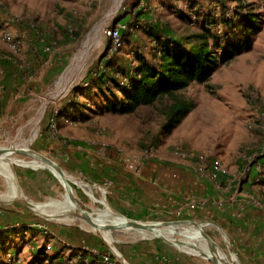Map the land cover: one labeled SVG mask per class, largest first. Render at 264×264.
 Returning a JSON list of instances; mask_svg holds the SVG:
<instances>
[{
    "label": "rangeland",
    "instance_id": "1",
    "mask_svg": "<svg viewBox=\"0 0 264 264\" xmlns=\"http://www.w3.org/2000/svg\"><path fill=\"white\" fill-rule=\"evenodd\" d=\"M163 1L164 6L153 5L157 0H0V93L10 92V98L20 91L22 94L21 102L18 105L10 103V107L8 104L1 117L6 115L0 123V147L40 149L38 152L62 168L75 200L90 216L99 215L104 219L102 213L107 210L106 203L125 218L165 231L170 240L196 244L185 234V229L192 226L172 225L178 220L191 221L202 226L233 264H242L236 254L225 250L231 242L229 237L221 235V226L194 216L208 204L210 199L206 195L195 199L206 197L203 208L198 206V209H191L186 199L185 203L175 205L167 212L158 210L159 205L144 211L140 207L114 205L105 185L110 178V166L104 162L107 157L101 160L95 153L97 146L104 144L108 153L121 149L125 156L126 153L130 156L126 158L133 161L141 156V152L138 155L129 147L141 135L143 149L149 143L160 150L164 140L168 139L173 143L172 154L176 147L192 153L194 173L205 179L204 172L199 169L207 165L198 163L201 158L203 163H209L220 157L230 168L238 164L236 157L243 152L258 157L255 168L262 167L263 174L256 175L254 170L255 178H258L257 182L253 178L256 188L239 197L264 195V0ZM146 5L151 9H146ZM236 8L243 14L252 11L262 16L261 30L241 54L219 62L208 82L194 83L181 92L194 108L179 127L166 131L164 136L161 134L164 120L160 104L139 108L134 113L101 110L105 102L99 98V88L89 90L94 81L102 80L107 72L106 64L118 56L119 65L128 69L135 65V59L127 53L125 49L129 48H124L123 41V49L108 59L111 27L125 23L127 32L123 34V40L131 35L134 42L143 43L145 48L150 47V29L174 41L198 38L196 35L206 30L215 39V36L222 37L229 28L221 18L232 19ZM5 30L12 37H24L23 44L14 52H10L8 44L2 40ZM208 39L212 50L221 54L222 49L216 48L213 39ZM84 48L86 51L77 59ZM5 55L9 60L3 59ZM18 73L23 77L37 76L38 80L30 84L18 83L14 77V74L19 76ZM4 78L6 83L11 80L5 84ZM86 82H89L88 86ZM70 98L76 99L80 107L77 109H82L79 113L88 119H81L72 104L66 109ZM64 113L73 118L64 119ZM43 116L47 126L40 130L37 126ZM52 123H56L55 131L49 129ZM119 125H126L123 132L122 127L118 130ZM128 126H132L130 132L126 131ZM184 142H190L191 146ZM174 143L177 144L174 146ZM226 158L228 161H223ZM161 161L177 163L176 156L171 154ZM39 172L44 175L41 179L37 178ZM220 179L225 181L224 176ZM38 188L46 192L44 201L31 198L33 192L38 194ZM219 194L218 200L229 198L223 191ZM234 206L243 210L239 204ZM77 214L55 170L15 154L0 159V264H97L94 260L98 258L97 254L109 255L116 264H127V256L138 253L134 251L136 247L125 243L138 242L152 243L149 254L162 264H180L174 260L177 255L188 257L192 264H212L177 250L150 231L96 230L76 217ZM113 216L116 222L121 220L117 215ZM72 230L70 241L61 235V231H66L70 236ZM169 230H174V234H169ZM197 245L203 251L202 244ZM182 251L185 250L182 248ZM84 252L90 256L80 260Z\"/></svg>",
    "mask_w": 264,
    "mask_h": 264
},
{
    "label": "crops",
    "instance_id": "2",
    "mask_svg": "<svg viewBox=\"0 0 264 264\" xmlns=\"http://www.w3.org/2000/svg\"><path fill=\"white\" fill-rule=\"evenodd\" d=\"M154 5L162 6L158 3ZM54 62L56 63L57 61L54 59ZM14 77H16L17 82L21 84H30L31 82L33 83V80H38L37 76L23 77L21 76V74H19V76L14 74ZM10 80L11 79H8L7 83ZM3 81L5 82V84H7L5 78ZM34 89H36V87H34ZM9 94L10 92H6L3 94L0 93V123H2L3 119L6 117L5 115L1 119V117L4 115L6 106L8 104V107H10L11 104L18 105L21 102L19 101L22 98L21 91L18 94L15 93L16 95H14V97L12 98H10ZM102 110L104 112L109 111L105 108ZM192 110L182 119V121L178 124V127L185 121L187 117L191 115ZM46 126L47 121L43 116V118L39 121L37 128H40V130H42ZM125 126L126 125H119L118 130L122 127L121 131L123 132ZM192 127L194 128L193 125ZM131 128L132 126H128L126 131L130 132ZM188 130L191 129L189 128ZM164 133L165 132H162L163 136ZM141 139L142 135L139 139L137 138L134 143L131 144V148L129 147V150L131 152L138 153L139 155V152H141L143 149ZM164 141L165 144L161 145V156L159 158H150L145 161H140V156L135 159L131 158L133 159V161L131 160L132 162H135L137 164L141 163L142 171L140 175H135L132 172L118 167L117 152L115 153L114 151L113 153L115 154L108 153V157L104 162H106V164L110 166H108L110 168V170H108L110 178L108 179L109 182L105 185L109 190L108 195L110 196L111 203L114 205L124 204L125 206H132L134 208L140 207V209L143 211L152 209L155 205H159V208H157L158 210L162 209L164 212H167L168 210L174 208L175 205L185 203L186 197L197 198L199 195L204 194L210 200L207 202L208 204L204 208L202 207V210H197L194 213V216L202 217L203 219L208 221H213L217 225L221 226V228L223 229L221 235L225 236V238L229 237L231 242L228 243V245L224 244L226 245L225 250L230 254H236L237 258L242 264H264V212L254 208L253 206H247L243 208V210H239L238 206L234 205V207L230 206L232 208H219L218 199L221 197V194H219L220 190L215 189L214 183L212 181L202 179L194 173L195 166L192 163L193 160H190L189 162L177 160V163H172L171 161H161L166 159L167 154L174 155L172 154V151L170 152L173 143L168 139ZM176 144L174 143V146ZM187 144L191 146L190 142H188ZM132 147L134 148L132 149ZM35 151H40V149H36ZM124 151L126 152L125 149ZM138 155H136V157ZM126 156L130 157L127 155V153ZM217 158L221 159L220 157ZM223 161H228V158ZM198 163L208 166L210 162ZM198 163L196 165H198ZM253 172L254 169L249 174V177L245 180L243 187L241 188L242 195L244 194V192H248L253 188H256L255 184H253V178H255V174ZM41 175L42 177H44L42 173H37V178L41 179ZM220 180L222 181L223 179ZM254 180L255 182H257L258 178H255ZM45 197V190L42 191L40 190V188H38V194H36V191L33 192V197L31 198L35 199L36 201H44ZM56 202L57 201H55V203ZM146 202L150 204H145ZM8 203L15 202L8 201ZM168 204L170 206L166 207ZM20 205L22 207H25V205ZM148 205L150 208H143L145 206L148 207ZM117 208L120 211V207L117 206ZM61 235L70 241L73 237V230L70 236H68V232L66 231H61ZM74 237H76V235H74ZM125 244L129 247H136L134 251L138 253V255L136 254L131 257L127 256V264H162L158 260V258L156 259V257H153L149 254V247L150 245H152V243L138 242L135 244ZM174 255L176 254L174 253ZM174 260L175 262H179L180 264L193 263V261L189 260L188 257H180L178 255L177 257L174 256Z\"/></svg>",
    "mask_w": 264,
    "mask_h": 264
},
{
    "label": "trees",
    "instance_id": "3",
    "mask_svg": "<svg viewBox=\"0 0 264 264\" xmlns=\"http://www.w3.org/2000/svg\"><path fill=\"white\" fill-rule=\"evenodd\" d=\"M190 1L194 3V0ZM163 2L157 0L162 6ZM261 18L262 16L252 11L243 14L236 8L232 19L221 18L229 27L222 37L215 36L214 39L210 36V31L206 30L201 35H196L198 38H193L196 42L191 38L174 41L150 29V33H147L150 36V47L145 48L146 45L143 43L138 45L131 39V35H127L128 37L125 36L122 41L124 48H129L125 49L127 53L135 59V65L128 69L124 65H119L121 63L118 56H114L106 64L107 72L102 80L98 83L94 81L89 91L94 87L99 88L98 92L101 93L99 98L105 102L101 108L121 114L134 113L139 108L160 104V114L164 120L161 134L170 131L193 108V103L182 96L181 92L194 82H208L219 62L233 59L250 46L253 37L261 30L263 24ZM236 19L238 21H235ZM208 37L213 39L216 48L222 49L221 54L212 50ZM75 101L72 108L79 113L82 109L78 110L80 107ZM79 114L81 119L89 118L81 112ZM89 256L84 252L79 259Z\"/></svg>",
    "mask_w": 264,
    "mask_h": 264
},
{
    "label": "built area",
    "instance_id": "4",
    "mask_svg": "<svg viewBox=\"0 0 264 264\" xmlns=\"http://www.w3.org/2000/svg\"><path fill=\"white\" fill-rule=\"evenodd\" d=\"M140 2V1H139ZM144 4L143 2H141ZM146 9L150 10L151 7L149 5L145 6ZM108 31V36L111 40V47L109 48L108 59L111 58V55L123 49L122 46V36L125 32H127L126 24L119 22L115 26L110 28ZM2 40L6 42L10 48V52H14L20 45L23 44L24 37L23 36H15L12 37L9 31L5 30L2 34ZM3 59L9 60V56L5 55ZM89 82H86V86H88ZM73 98H70L67 102L66 109H70L68 106L73 105ZM64 119L71 120L72 115L66 116L64 113ZM51 131H55L56 123H52L49 128ZM41 135V134H39ZM152 144H146L144 149L141 151L140 161L146 160L148 158H159L161 156L160 150ZM108 147L104 144H100L95 149L96 156L105 160L108 157ZM118 160L117 166L126 171L132 172L135 175H140L142 171L141 163L137 164L132 162L128 158H126L121 149H116ZM176 155V160L189 162L191 160L192 153L183 150L180 147H176L173 152ZM258 157L255 155H247V153H240L236 157V161L238 164L234 167L227 168L220 159L213 158L209 162V165L204 168L199 169V171H203V177L206 180L212 181L214 183V187L217 190L225 192L229 198L221 199L218 201V207H230L235 204H239V208L243 209L247 206H253L254 208L261 210L264 212V195H252L248 198H240V193L242 191L243 184L245 180L249 177V174L253 171L256 172V175H262L263 172L261 170L262 167L255 168V164L257 162ZM201 163L204 162V159L201 158ZM244 165H243V163ZM194 171H196V167H194ZM255 175V177H256ZM224 176L225 181H221L220 177ZM197 198L194 197H186L188 205L191 209H198V206L203 207L206 200L205 198H201L195 200ZM208 201V200H207ZM97 254V253H96ZM98 258L95 257L94 260L97 264H116V261L113 260L107 254H97ZM93 258V256H91Z\"/></svg>",
    "mask_w": 264,
    "mask_h": 264
},
{
    "label": "water",
    "instance_id": "5",
    "mask_svg": "<svg viewBox=\"0 0 264 264\" xmlns=\"http://www.w3.org/2000/svg\"><path fill=\"white\" fill-rule=\"evenodd\" d=\"M10 154H15V155H19L22 157H26V158L31 159L33 161L42 163V164L52 168L53 170H55L56 173L58 174V176L60 177L59 179H60L61 185L65 191V194L67 195L72 206L78 212V214L75 216L80 217L85 223H87L92 228H94L96 230H105V231H110V230H114V229L150 231V232L154 233L158 238L163 240L165 243L175 247L177 250H179L183 253H186L187 255L197 256V257L206 259L209 262H211L212 264H219V260H217V258L214 255V251L216 250V245L210 239L209 235L205 232V230L202 228L201 225H198V224L191 222V221H181V220H178L176 223L172 224V225H188V226H192V227L197 228V229H199L198 228V226H199L201 228V232L203 233L204 237L207 240L209 254H207L201 250H197L195 253H188L186 251H182L180 249V246H182V245L191 246L192 248H196L195 247L196 245L194 243H190V242L184 243V242H180L177 240H170L169 238L160 234L159 231H157L156 226L145 225V224L133 221L131 219L125 218V216L121 215L120 213L114 211L111 207L107 206L106 203H104V204H105V207L107 208V210H109L113 214L120 217L121 220L119 222L114 223V224H101V223L99 224L95 220H93L90 217V215L87 214L81 208L79 203L75 200L74 195L72 193V189H71L70 184L68 182V177L66 176V174L64 173L62 168L56 162L45 157L40 152L35 151L33 149H30V148L23 150V149L13 148V147L12 148L0 147V159H4L6 156H8ZM169 226H171V225H169ZM215 227H218V226L215 225Z\"/></svg>",
    "mask_w": 264,
    "mask_h": 264
},
{
    "label": "bare ground",
    "instance_id": "6",
    "mask_svg": "<svg viewBox=\"0 0 264 264\" xmlns=\"http://www.w3.org/2000/svg\"><path fill=\"white\" fill-rule=\"evenodd\" d=\"M86 51V48L82 49V51L80 52V54L77 56V59H79L83 53ZM59 177V176H58ZM60 178V177H59ZM114 214L112 212H110L109 210H106L102 213V217L104 219H101L99 215H95V216H90L93 220H95L97 223H116L115 218L113 216ZM111 219V220H106V219ZM99 219V220H98ZM199 229L191 227L190 229H185V234L187 236V238L192 242L196 241V248H192L191 246H181L180 249L182 250V248L188 252V253H195L197 250H201L200 247L197 245V243L202 244L201 246L203 247V251L207 254H209V252L207 251L208 245H207V240L204 237L203 233L201 232V228L198 226ZM169 234H174V230H169L168 231ZM160 234H162L163 236H166V232L160 230L159 231ZM214 255L217 258V260H219V264H233L228 257L226 256V254L223 252L222 249H220L219 247H216V250L214 251ZM234 257V256H233ZM232 260V259H231Z\"/></svg>",
    "mask_w": 264,
    "mask_h": 264
}]
</instances>
